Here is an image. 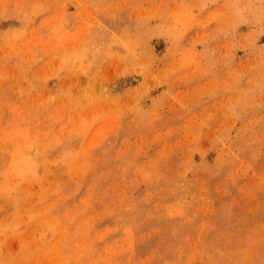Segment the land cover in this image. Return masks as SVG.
Returning <instances> with one entry per match:
<instances>
[{"label": "rangeland", "instance_id": "rangeland-1", "mask_svg": "<svg viewBox=\"0 0 264 264\" xmlns=\"http://www.w3.org/2000/svg\"><path fill=\"white\" fill-rule=\"evenodd\" d=\"M0 264H264V0H0Z\"/></svg>", "mask_w": 264, "mask_h": 264}]
</instances>
